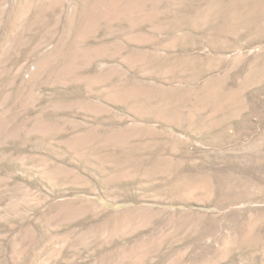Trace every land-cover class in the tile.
<instances>
[{
	"label": "rangeland",
	"instance_id": "rangeland-1",
	"mask_svg": "<svg viewBox=\"0 0 264 264\" xmlns=\"http://www.w3.org/2000/svg\"><path fill=\"white\" fill-rule=\"evenodd\" d=\"M0 264H264V0H0Z\"/></svg>",
	"mask_w": 264,
	"mask_h": 264
}]
</instances>
